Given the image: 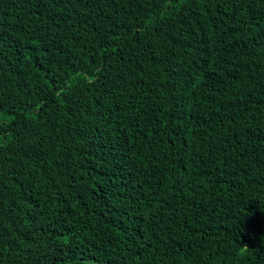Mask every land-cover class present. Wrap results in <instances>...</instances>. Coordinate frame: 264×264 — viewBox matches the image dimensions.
I'll list each match as a JSON object with an SVG mask.
<instances>
[{
  "label": "trees",
  "instance_id": "obj_1",
  "mask_svg": "<svg viewBox=\"0 0 264 264\" xmlns=\"http://www.w3.org/2000/svg\"><path fill=\"white\" fill-rule=\"evenodd\" d=\"M0 264H264V0H0Z\"/></svg>",
  "mask_w": 264,
  "mask_h": 264
}]
</instances>
